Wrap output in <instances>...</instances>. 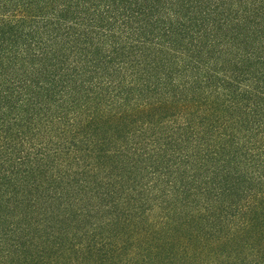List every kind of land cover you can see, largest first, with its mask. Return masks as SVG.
Masks as SVG:
<instances>
[{
    "label": "trees",
    "instance_id": "trees-1",
    "mask_svg": "<svg viewBox=\"0 0 264 264\" xmlns=\"http://www.w3.org/2000/svg\"><path fill=\"white\" fill-rule=\"evenodd\" d=\"M0 264H264V0H0Z\"/></svg>",
    "mask_w": 264,
    "mask_h": 264
}]
</instances>
